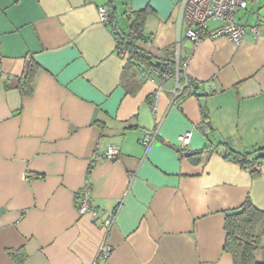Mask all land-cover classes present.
Listing matches in <instances>:
<instances>
[{
  "label": "crops",
  "instance_id": "0c3cea01",
  "mask_svg": "<svg viewBox=\"0 0 264 264\" xmlns=\"http://www.w3.org/2000/svg\"><path fill=\"white\" fill-rule=\"evenodd\" d=\"M183 1L0 0V264H232L224 214L246 199L264 212V161L253 179L215 147L264 148V27L238 47L220 37L192 44ZM245 1L235 21L247 28L264 19V0ZM144 9L150 40L138 47L175 70L178 45L179 84H199V96L184 90L174 102V80L150 82L137 67L125 74L114 35L128 32V11ZM30 61L40 70L22 98L16 86ZM110 147L117 161L92 160ZM87 184L101 213L94 222L76 210ZM113 213L106 236L102 220ZM261 239L254 258L264 264ZM102 242L111 253L95 263Z\"/></svg>",
  "mask_w": 264,
  "mask_h": 264
},
{
  "label": "trees",
  "instance_id": "16d2710c",
  "mask_svg": "<svg viewBox=\"0 0 264 264\" xmlns=\"http://www.w3.org/2000/svg\"><path fill=\"white\" fill-rule=\"evenodd\" d=\"M129 30L126 33H115L117 41L116 50L123 49L127 52L128 58L125 60V74L136 66L131 61L136 62L140 66L146 68V75L149 77L150 70L160 68L162 71H174V62H161L153 59L143 49L138 47L139 43L149 41L143 35V22L146 16V10L128 11ZM111 23V16L109 24ZM108 25V24H107ZM119 54V53H118ZM173 53H171L172 55ZM120 55V54H119ZM26 71L19 78L16 89L20 96L31 97L34 93V85L36 76L40 70L34 61L29 62ZM180 77V76H179ZM190 90L188 94L196 95L199 84L187 81ZM181 97H185L181 94ZM180 97V99H181ZM202 129L206 130L209 126V119L205 108L201 107ZM215 150L222 157L242 169L249 171L250 177L257 179L259 176L258 165L264 161V148H252L244 151H237L229 148L226 144H219ZM223 228L225 230L223 251L228 252L232 257V264H260L254 255L261 247V237L264 235V212L254 207L249 199L235 211L224 214ZM262 264V263H261Z\"/></svg>",
  "mask_w": 264,
  "mask_h": 264
},
{
  "label": "built area",
  "instance_id": "2783aa9c",
  "mask_svg": "<svg viewBox=\"0 0 264 264\" xmlns=\"http://www.w3.org/2000/svg\"><path fill=\"white\" fill-rule=\"evenodd\" d=\"M247 2L245 0H184L181 4V15L180 21L186 26V38L192 44H197L202 39L214 40L215 38H224L228 40L232 45L238 47L239 44L244 39L247 32L253 35L254 38L259 37L260 31L264 27V19L259 20L256 24L250 25V27H244L237 24L235 21V15L239 10L247 9ZM97 15L99 17V23L103 26L109 24L110 14L106 6L99 7L97 9ZM222 22L223 25L214 30H209V22ZM149 40V38H148ZM177 51L174 55V60L176 67L174 71H162L160 68H155L150 70V75L148 77L150 82L160 80L162 83L167 82L168 80L175 81V89L172 91V97L174 102L180 100L181 94L185 89L188 88L187 81L185 80L182 85L179 84V71H180V62L178 60V45L176 46ZM117 54H120V57L125 61L128 58V54L123 49L116 50ZM187 62L183 63L181 68L185 69ZM162 89L159 88L151 96L150 108L154 112L155 105L157 102V95L161 93ZM192 136L191 132H186L183 136V139L180 142L181 149H185L190 141ZM154 139V134H146L141 140L140 144L147 148ZM118 151L115 148L110 147L103 154H95L92 160L102 159L104 161H117ZM131 178V176H130ZM88 184L77 193V211L79 215H87L91 218V221H96L100 217V210L94 207L87 196ZM115 213L106 216L102 220V226L106 236L108 232L114 225ZM111 253V247L105 242H102L100 245L97 254L95 263L103 262L107 259L108 255Z\"/></svg>",
  "mask_w": 264,
  "mask_h": 264
},
{
  "label": "water",
  "instance_id": "95a60500",
  "mask_svg": "<svg viewBox=\"0 0 264 264\" xmlns=\"http://www.w3.org/2000/svg\"><path fill=\"white\" fill-rule=\"evenodd\" d=\"M132 62V64L134 65V66H136L137 68H138V71H139V74H141L142 75V78L143 77H145L146 76V68L143 66H140L139 64H137L136 62H133V61H131ZM196 154H199V152H185L184 153V156L185 157H191V156H194V155H196Z\"/></svg>",
  "mask_w": 264,
  "mask_h": 264
},
{
  "label": "rangeland",
  "instance_id": "374dc122",
  "mask_svg": "<svg viewBox=\"0 0 264 264\" xmlns=\"http://www.w3.org/2000/svg\"><path fill=\"white\" fill-rule=\"evenodd\" d=\"M250 5H252V4L249 2V6H250ZM262 7H264V6H262ZM260 9H261V8H260Z\"/></svg>",
  "mask_w": 264,
  "mask_h": 264
}]
</instances>
